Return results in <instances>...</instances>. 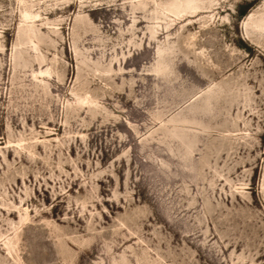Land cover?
<instances>
[{"label": "rangeland", "instance_id": "1", "mask_svg": "<svg viewBox=\"0 0 264 264\" xmlns=\"http://www.w3.org/2000/svg\"><path fill=\"white\" fill-rule=\"evenodd\" d=\"M0 264H264V0H0Z\"/></svg>", "mask_w": 264, "mask_h": 264}, {"label": "bare ground", "instance_id": "2", "mask_svg": "<svg viewBox=\"0 0 264 264\" xmlns=\"http://www.w3.org/2000/svg\"><path fill=\"white\" fill-rule=\"evenodd\" d=\"M187 6H189V5H187ZM191 7H192L193 11L199 8L197 6H191Z\"/></svg>", "mask_w": 264, "mask_h": 264}]
</instances>
